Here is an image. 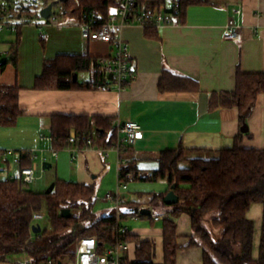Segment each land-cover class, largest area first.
I'll return each mask as SVG.
<instances>
[{"label": "trees", "instance_id": "1", "mask_svg": "<svg viewBox=\"0 0 264 264\" xmlns=\"http://www.w3.org/2000/svg\"><path fill=\"white\" fill-rule=\"evenodd\" d=\"M140 0V7L166 8L173 14V21L184 23L188 7L202 4L205 0ZM59 13L63 17L77 19L80 23L86 13L95 12L99 24L108 19L109 14L118 6L117 0H63ZM52 3L44 0V5ZM3 6V4H2ZM22 8V10H24ZM20 24H18L19 31ZM145 35L158 38V27L149 24ZM17 42L11 48V57L0 64L4 70L8 64L18 65ZM100 57L85 54H60L44 62L41 75L36 77L34 89L37 90H75L90 87L91 82L82 83V72L93 73L96 84L109 81L99 71ZM78 80H74V75ZM159 88L163 91H182L198 89L197 82L164 69ZM19 85L0 86V126H15L25 110L20 105ZM261 95H264V72H242L236 76V87L232 91L212 92L209 109L236 107L240 113V122H247ZM112 117L84 114H52V147L58 152L69 148L109 149L117 145L119 135ZM248 134V133H247ZM75 136L72 145L70 137ZM242 138V137H241ZM238 138L229 148H221L213 157L187 155L189 149L180 146L176 149H164L157 160L158 166L143 175L133 158V147H128L120 156L131 160L121 166V177L126 171H134L135 179L145 181L167 180L169 188L155 194L149 204L166 207L168 217L162 218V261L156 262V241L143 238L129 229L125 239L131 245V252L123 264H178L180 233L175 218L188 212L191 216L192 232L187 235L188 247H203L202 264H264V148L243 146ZM0 152H3L0 150ZM33 155L30 151H21L19 168L31 166ZM52 167V165H51ZM21 176L6 180L0 178V260L21 252H28L34 259L48 257H73L75 251L67 250L84 235H94L100 245L114 242L117 238L116 212L100 215L95 211L97 201L94 184L71 182L61 179L55 181V188L46 191H33ZM174 191L178 201L165 202V197ZM123 196V194H122ZM254 204L263 208L260 238L257 252H254L255 222L249 216ZM123 207V208H122ZM45 209L51 229H43L33 234L31 225L33 213ZM62 209H70L71 216H62ZM123 217L121 223L129 217L148 218L142 215V206L138 202L127 200L121 205ZM43 211V210H42ZM215 213L212 222L222 227L220 239L215 240L203 218ZM153 218V217H152ZM79 226L78 232L71 229ZM129 250V251H130Z\"/></svg>", "mask_w": 264, "mask_h": 264}, {"label": "crops", "instance_id": "2", "mask_svg": "<svg viewBox=\"0 0 264 264\" xmlns=\"http://www.w3.org/2000/svg\"><path fill=\"white\" fill-rule=\"evenodd\" d=\"M239 6L241 14L233 10ZM18 18L21 19V16ZM229 18H234L240 25L236 39L224 38ZM22 24L19 34L26 39L33 34L27 28L35 25L31 20ZM41 26L46 30L42 36L45 46L37 66L25 74L20 72L18 82L13 84L11 80H5L4 75L0 76V86L17 84L22 87L20 105L25 114L19 119L27 120L23 122L28 131L49 130L51 134V115L57 113L112 117L114 123L117 120H135L142 125L144 136L133 146L132 156L143 175L158 166L157 158L164 149L183 146L189 149L187 155L209 158L215 156L218 149L232 147L241 137L243 146L264 148V95L260 96L247 119L248 132L241 130L243 124L238 108L209 109L210 94L234 90L239 71L264 72V0H205L202 4L191 5L185 22L158 27V38L147 37L144 27L139 24L126 26L122 37L129 46L136 78L123 90L95 86L91 72L89 77L80 81L91 82L90 87L75 90L34 89L36 77L41 75L46 60L60 54L85 53L101 59L114 51L113 45L108 42L85 40L75 18H67L61 27L47 20ZM164 69L194 79L198 89L162 92L159 82ZM44 142L52 146L48 140ZM109 149V154L97 147L78 151L65 149L79 160L81 183L94 184L97 189L114 167L117 176L121 156L115 148ZM55 156L58 157L59 153ZM155 163L157 166H153ZM94 172L98 174L91 176L90 173ZM145 207L153 208L150 205ZM254 208L251 207L249 216L256 218L260 226L262 207ZM131 232L141 235L149 231ZM128 253L132 254L131 250Z\"/></svg>", "mask_w": 264, "mask_h": 264}, {"label": "rangeland", "instance_id": "3", "mask_svg": "<svg viewBox=\"0 0 264 264\" xmlns=\"http://www.w3.org/2000/svg\"><path fill=\"white\" fill-rule=\"evenodd\" d=\"M59 0H51V2H56ZM60 1L54 5V11L59 13L60 11ZM3 4V8L6 9L5 18L22 24L25 20H31L35 26L32 28H27L28 31L33 34H29L28 37L20 36L18 40V65L15 66L13 63H10L4 71L0 70V76L4 75L5 80H11L13 82H18V75L20 72L25 74L26 71L33 69L37 66L38 58L41 56L42 50L44 49L45 43L42 40V36L46 30H43L41 23L44 24L45 20L41 15L40 11L44 5V0H0V5ZM166 5L171 7V0L166 1ZM22 10V8H24ZM19 15L21 19L18 18ZM60 23H64L67 18L63 17L60 14L56 15ZM36 24H39L38 26ZM23 25V24H22ZM24 28V27H23ZM16 32H4L0 34V51L7 52L6 54H0V63L4 60H8L11 57V48L13 43L17 42L18 33ZM110 45V44H108ZM23 51V55H22ZM109 51H112L109 49ZM89 72H82L79 75V80L82 81L85 77H89ZM10 84V83H6ZM22 118H20L15 126H0V150L6 152L4 155L3 161L0 163V178H6L16 173L19 169V163L17 160L20 158L21 151H33L34 154H37L36 158H33V163L37 164L36 179L29 184V187L33 191H46L48 187L54 183L57 179L71 181V182H81V174L79 172V160L66 150L58 151L59 156L54 157L52 155V146H49V143L46 144L44 140H41V136H49L50 131H35L31 129L28 131L27 127ZM31 121V120H29ZM30 127V126H29ZM35 129V127H33ZM37 130V129H35ZM43 157L47 158V162L51 163L52 167L44 168ZM152 166V165H148ZM157 166V163L153 164ZM84 170L86 167L83 168ZM89 174V173H88ZM98 173H90L91 176ZM169 188L167 180L159 179L157 181H145L140 178L128 181L127 188L122 189V193L130 200L138 202L140 206L145 207L149 206L151 198L155 194H160L165 192ZM117 189V176L115 167L111 172H108L103 181V185L97 187L96 196L97 201L95 203V211L98 214L101 213H112V210L115 211V205L112 202L105 201V196L111 191H116ZM152 206V205H150ZM152 216L154 214L160 215H169L166 211V207L162 205H153ZM253 207H262L261 204H254ZM123 208V207H122ZM45 211V209H42ZM263 212V208H262ZM109 213V214H110ZM215 216V213L206 214L203 218V222L210 231L212 238L215 240L220 239L222 235V227L215 226L212 222V218ZM178 224V232L180 233V244L183 246L179 250L178 254V264H202V252L203 247H188L187 244V235L192 232L190 213L185 212L180 217L175 218ZM255 222V234H254V252H257L258 243L260 238L261 225L258 226V220L253 219ZM262 220V217H261ZM125 224L130 227L131 231L138 230L149 231L148 233H141L142 236L150 238L156 241V262L162 261V245H161V229H162V220H155L153 218H137L132 219L129 217L124 220ZM38 223V222H37ZM39 224L43 229H51L48 219L45 218L39 221ZM79 226H75L71 229V233L80 231ZM90 235V234H89ZM86 236V235H84ZM82 236V237H84ZM78 242L73 243L70 247L67 248L70 252L77 249ZM192 252L194 254H192ZM134 255V253L132 252ZM131 254V255H132ZM0 264H9L5 259L0 260Z\"/></svg>", "mask_w": 264, "mask_h": 264}, {"label": "built area", "instance_id": "4", "mask_svg": "<svg viewBox=\"0 0 264 264\" xmlns=\"http://www.w3.org/2000/svg\"><path fill=\"white\" fill-rule=\"evenodd\" d=\"M118 6L111 11L108 19L99 24L97 21V14L95 12L86 13L83 20L79 23L82 31V36L87 41L100 40L105 41L113 45V54L100 59L99 71L109 81L106 84H93L101 89H110L115 87L118 90L125 89L135 78L136 69L131 62L129 54V46L122 37L123 29L131 24H139L142 27H146L149 24L160 27L166 24L174 23L173 14L166 11V8H150L140 7V0H117ZM234 12L241 14V6L235 7ZM6 9L0 6V34L4 32H16L18 30V23L5 18ZM49 23L55 24L57 27H61V23L57 16L54 14L51 18L46 19ZM240 25L236 23L234 18H229L225 30V39H236L239 35ZM5 51H0V54H6ZM112 75V79L109 78ZM119 132V142L113 146L119 154L126 150L128 147H133L138 140L144 136V130L142 125L135 120H117L115 122ZM123 135V136H121ZM41 140H48L52 142L51 136H41ZM72 145L76 141L75 136L70 137ZM72 151H78L85 148H69ZM107 154L110 149H104ZM33 158L37 157L33 151H30ZM6 152H0V163L3 161ZM57 151L52 147V155L55 156ZM20 159V158H19ZM19 159L17 162L19 163ZM44 163L47 162V158L43 157ZM131 160L130 157H120L118 159V174H117V189L106 194L105 201L115 204V212L117 217V238L114 242L100 245L97 237L94 235H86L78 240L77 249L73 257L66 258H53L48 257L43 260L34 259L28 252H21L19 254L8 256L5 260L9 264H123L125 258L128 255L130 249V242L125 239L129 226L125 223H121L123 217V210L121 205L127 202V198L122 196V189L127 188L128 181L134 180L137 176L134 171H126L124 173V179L121 177V166ZM38 165L32 163L31 166L19 168V170L11 176H7L5 179H15L21 176L24 181L32 183L35 181ZM155 220L168 217V215L152 216ZM47 218L45 211H35L33 213V221L31 225V231L33 225L39 224L40 220ZM132 218H137L133 216ZM38 222V223H37ZM33 234H38L34 233Z\"/></svg>", "mask_w": 264, "mask_h": 264}, {"label": "water", "instance_id": "5", "mask_svg": "<svg viewBox=\"0 0 264 264\" xmlns=\"http://www.w3.org/2000/svg\"><path fill=\"white\" fill-rule=\"evenodd\" d=\"M59 1H63V0H59ZM59 1H56V2H52L50 4H48L47 6L43 7L40 11V15L44 18V19H49L51 18L54 14H55V11H54V5L56 3H58ZM109 78L112 79V75H109ZM74 80L77 81L78 80V75L75 74L74 75ZM241 130L243 132H248V125L247 123H244L243 124V127L241 128ZM44 168H50L51 167V163L49 162H45L44 163ZM55 188V182L52 183L48 189L46 190L47 193H50L53 189ZM178 201V197L177 195L174 193V191H171L170 193H168V195L165 197V202L167 204H172L174 202H177ZM140 213L142 215H145V216H152V210L151 208L149 207H144L140 210ZM62 216L64 217H70L71 216V211L70 209H62ZM32 230L34 233H40L43 228L40 224H37V225H33L32 226Z\"/></svg>", "mask_w": 264, "mask_h": 264}]
</instances>
